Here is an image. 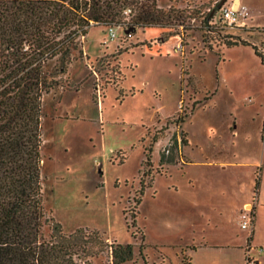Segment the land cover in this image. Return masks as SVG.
<instances>
[{"label": "rangeland", "instance_id": "374dc122", "mask_svg": "<svg viewBox=\"0 0 264 264\" xmlns=\"http://www.w3.org/2000/svg\"><path fill=\"white\" fill-rule=\"evenodd\" d=\"M242 1V29L227 28L221 9L205 23L221 0H157L174 10L172 29L93 25L80 39L82 53L43 98L40 152L46 214L65 235L89 238L77 262L113 264L111 244H130L123 264H245L240 213L255 199L261 259L264 66L251 48L226 44L260 45L251 30L264 28V0Z\"/></svg>", "mask_w": 264, "mask_h": 264}, {"label": "trees", "instance_id": "16d2710c", "mask_svg": "<svg viewBox=\"0 0 264 264\" xmlns=\"http://www.w3.org/2000/svg\"><path fill=\"white\" fill-rule=\"evenodd\" d=\"M213 11L205 23L211 22ZM174 13L160 8L157 0H0V264H89L76 261L79 252L86 253L89 238L82 230L65 235L45 211L40 178L43 98L57 86V77L66 74L75 53H82L80 39L89 27L172 29ZM251 31L263 38L259 46L232 36L226 48L249 47L264 66V28ZM145 155L149 164L150 155ZM140 185L143 194L142 181ZM89 236L104 241L96 232ZM110 247L113 264L131 260L132 245Z\"/></svg>", "mask_w": 264, "mask_h": 264}, {"label": "built area", "instance_id": "2783aa9c", "mask_svg": "<svg viewBox=\"0 0 264 264\" xmlns=\"http://www.w3.org/2000/svg\"><path fill=\"white\" fill-rule=\"evenodd\" d=\"M248 13L245 7L238 6L234 7H222L220 10V20L229 29H242L246 27L248 21ZM119 27L111 26L108 27V37L110 39H117V30ZM256 199L252 202L245 204L240 213V228L249 232L247 240V247L245 250V264H260L252 252L255 250L251 247V235L253 230V224L255 220L256 211ZM258 252L261 256H264V247H260Z\"/></svg>", "mask_w": 264, "mask_h": 264}, {"label": "crops", "instance_id": "0c3cea01", "mask_svg": "<svg viewBox=\"0 0 264 264\" xmlns=\"http://www.w3.org/2000/svg\"><path fill=\"white\" fill-rule=\"evenodd\" d=\"M238 2H239V6H242V7H245V9L247 10V8H246V6L243 4V1L242 0H238ZM232 7H234V6H232ZM220 13V12H219ZM255 28V27H254ZM167 42V41H166ZM166 42H163L162 44H165ZM187 133V136L186 137H188V141H189V143L191 144V142H190V139H189V136H188V132H186ZM183 139H184V141H185V143H186V141L187 140H185V138L183 137ZM191 145H193V144H191ZM195 146V145H194ZM196 147V146H195ZM187 158H188V161L185 163H183V167L184 166H188V165H190V164H192V161L190 160V156H189V154L187 155ZM260 168H261V166H259ZM223 169H225V168H227L226 166H223L222 167ZM257 168H258V166H257ZM256 168V169H257ZM255 172H256V170H255ZM253 176H254V174H253ZM261 189V188H260ZM252 190H253V183H252ZM259 193H260V190H259ZM251 195H253V193L251 194ZM260 197V195L258 196V198ZM262 198L264 199V192H262ZM249 202H244L243 204H242V206H244L245 204H248ZM256 215H257V211H256ZM256 215H255V219H256ZM254 222H255V220H254ZM253 234H254V225H253V230H252V235H251V241L253 240ZM248 240V239H247ZM254 257H255V255H253ZM257 260H259L260 261V264H264V256H261V259L259 258H257V257H255Z\"/></svg>", "mask_w": 264, "mask_h": 264}, {"label": "water", "instance_id": "95a60500", "mask_svg": "<svg viewBox=\"0 0 264 264\" xmlns=\"http://www.w3.org/2000/svg\"><path fill=\"white\" fill-rule=\"evenodd\" d=\"M227 2V0H221V2L217 5L216 9L212 12V15L219 10L224 4Z\"/></svg>", "mask_w": 264, "mask_h": 264}, {"label": "bare ground", "instance_id": "6f19581e", "mask_svg": "<svg viewBox=\"0 0 264 264\" xmlns=\"http://www.w3.org/2000/svg\"><path fill=\"white\" fill-rule=\"evenodd\" d=\"M239 6L238 0L235 1V7L237 8Z\"/></svg>", "mask_w": 264, "mask_h": 264}]
</instances>
